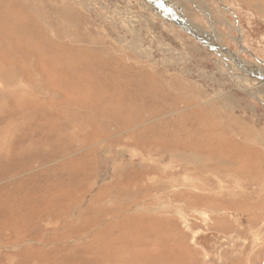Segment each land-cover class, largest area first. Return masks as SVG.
I'll return each instance as SVG.
<instances>
[{"label":"rangeland","instance_id":"obj_1","mask_svg":"<svg viewBox=\"0 0 264 264\" xmlns=\"http://www.w3.org/2000/svg\"><path fill=\"white\" fill-rule=\"evenodd\" d=\"M172 1L264 66L263 15ZM157 15L0 0V264H264V86Z\"/></svg>","mask_w":264,"mask_h":264},{"label":"bare ground","instance_id":"obj_2","mask_svg":"<svg viewBox=\"0 0 264 264\" xmlns=\"http://www.w3.org/2000/svg\"><path fill=\"white\" fill-rule=\"evenodd\" d=\"M147 1V4H148V7H150L154 13H158L159 15L157 16H160L164 21H168L169 23H171L172 25H175V26H187V29H185L187 32L191 33L193 36H195L196 38H198L200 40V36L201 38L204 39V41H206L209 45H211L210 47H213L216 49L217 51V57L218 59L220 60L221 59V64H224L226 65V62L231 66L232 69H234L236 72H235V76L237 77V81L241 87L243 88V90L245 91H248V93H251L252 95L254 94L253 91H251V89H254L258 86H264V66L261 67V66H258V65H251L249 64L246 60H241L239 59L237 56H233L231 55L227 49H225L222 45V41L220 40V37L217 36L219 35V28H220V25L217 26V22H216V19L210 15V13L208 12H205L206 13V17H209L211 18V23H212V26H213V31H214V35L211 33V31L208 33V32H205L203 31V26H201L199 24V22L197 21H194V20H191V19H188V17L186 16H183L181 14V11L177 10L179 9L176 5H173L171 4V2H173L172 0H146ZM195 1V0H193ZM235 2H238L240 3L241 5L244 6V8L246 10H248L249 12H252L253 14H261V16L263 15L264 16V0H234ZM200 4V3H199ZM238 4V5H240ZM177 7V9H176ZM198 10H200V7L195 6ZM242 7V6H241ZM228 8V7H226ZM182 9V8H181ZM225 10V9H224ZM179 11V12H178ZM183 13V12H182ZM254 14V15H255ZM233 15L236 16V18L239 17L238 14L236 13H233ZM202 20V19H201ZM237 23V22H236ZM224 24L226 25V27L228 26H232L233 25L227 20V18L225 17L224 18ZM240 24V23H239ZM174 26V27H175ZM197 26V27H196ZM230 26V27H231ZM189 27H192V28H189ZM235 27V25H234ZM238 27V26H237ZM203 29V30H202ZM237 29V28H236ZM198 32V34H197ZM238 43L242 45L243 41L245 38L244 36H242V33H241V27H240V30H239V34H238ZM215 38H217L219 40V43ZM203 41V40H202ZM243 47V46H242ZM252 55L254 53H251ZM255 55V54H254ZM255 60L259 61V63L261 62L263 65H264V62L262 60H260L259 58H257L255 56ZM230 62V63H229ZM232 63V64H231ZM218 65V64H217ZM219 67V66H218ZM259 67H261L262 69H260ZM229 68V67H228ZM240 68H242V70H239ZM258 68L260 69V71H258ZM237 71H239L240 73H244L245 77L246 75H250L248 77V82H246L245 80H243L241 77H239L237 75ZM245 71V72H243ZM248 73V74H247ZM242 75V74H241ZM255 77V78H254ZM252 79H256V81H254V85H250L253 84L252 83ZM236 80V79H235ZM242 80V81H241ZM259 91V90H258ZM256 94V93H255ZM161 108V107H160ZM165 110V109H164ZM228 139V142L226 143L225 147L227 149H229V147L232 146L233 142L235 143V146L232 147L231 151L234 150V149H241V148H245V150H248L249 153L252 154V151L251 149L248 147V141H246V139H238V138H227ZM226 139V141H227ZM251 141V140H250ZM220 151V150H219ZM228 151V150H227ZM189 155V154H188ZM194 156L192 157H196L195 155L196 154H192ZM211 157H212V166L214 169H217L219 167V165H221L220 161H216V158L218 157L217 155L214 154V152H212L211 154ZM228 155V153H227ZM232 161V160H231ZM258 161H256L257 163ZM231 166V165H230ZM238 168V167H237ZM253 168V167H252ZM260 168V167H259ZM225 172L227 171V169H224L222 168ZM237 170V169H236ZM241 171V169H239ZM258 171V170H257ZM256 171V172H257ZM246 172V171H245ZM242 174V173H241ZM249 175V174H248ZM256 180V179H254ZM253 180V181H254ZM238 182V181H237ZM246 186V185H245ZM244 186V187H245ZM232 190V189H231ZM230 192V191H229ZM234 194V193H233ZM240 194V193H239ZM238 195V194H237ZM241 197V196H240ZM237 198V196H236ZM237 200V199H236ZM236 200H233V201H236ZM232 201V200H231ZM239 202V201H238ZM215 206V205H214ZM217 207V206H216ZM218 208V207H217ZM220 208V206H219ZM155 251V250H154Z\"/></svg>","mask_w":264,"mask_h":264}]
</instances>
